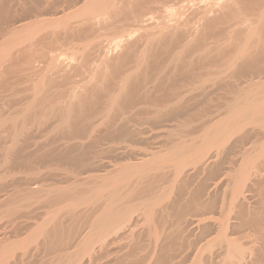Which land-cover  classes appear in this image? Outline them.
Wrapping results in <instances>:
<instances>
[{"label":"bare ground","instance_id":"bare-ground-1","mask_svg":"<svg viewBox=\"0 0 264 264\" xmlns=\"http://www.w3.org/2000/svg\"><path fill=\"white\" fill-rule=\"evenodd\" d=\"M196 51L212 62L190 67ZM214 76L248 85L236 84L221 119L207 109L190 139L164 141L175 121L193 122L178 114ZM254 77H264V0H0V101L11 106L0 113V264L20 263L15 251L25 257L41 240L45 253L60 251L46 264H264V233L245 248L230 232L264 227V137L236 152L264 136V82ZM48 123L61 140L49 136L46 149ZM36 156L68 165L67 180L47 161L57 182L39 163L35 172ZM36 204L43 221L20 239L14 217L31 219Z\"/></svg>","mask_w":264,"mask_h":264},{"label":"rangeland","instance_id":"rangeland-1","mask_svg":"<svg viewBox=\"0 0 264 264\" xmlns=\"http://www.w3.org/2000/svg\"><path fill=\"white\" fill-rule=\"evenodd\" d=\"M217 32V31H216ZM212 34L211 35H213V33H214V31L213 32H211ZM218 33V32H217ZM216 34V33H215ZM219 34H217V36H218ZM216 35H214V37L212 38H210V39H215L216 37H215ZM209 41V40H208ZM197 43H198V45H197ZM201 42L199 41V42H196L195 43V45L193 46V49L194 50H192V51H194L195 52V50L199 47V44H200ZM178 46H180V45H178ZM200 48V47H199ZM198 48V49H199ZM197 52V51H196ZM192 54H195V53H193V52H191ZM190 54V53H189ZM197 54L199 55V59H200V55H202V52L199 54L198 52H197ZM193 55V58H195L196 56H198V55ZM205 54V53H204ZM206 56H209L210 54H205ZM190 56H191V54H190ZM195 56V57H194ZM203 57H201V59L200 60H198V59H196L195 58V60L192 62L193 64H192V66H190V67H192V68H196V69H198V68H200V66L202 65V64H204L205 66L206 65H208V63L210 62H212V58L210 59V60H207V61H205V58H206V56H205V58H204V55H202ZM192 57V56H191ZM191 57H190V59H191ZM216 57V56H215ZM202 58H204V60L202 59ZM197 62V63H196ZM205 62V63H204ZM201 63V64H200ZM209 63V64H210ZM204 65H202V66H204ZM201 66V67H202ZM205 78L206 79H208V76H205ZM255 78H256V80H255ZM200 78H198V80H199ZM197 80V79H196ZM239 80V81H238ZM243 80L244 81H246L247 80V78L246 79H241V78H233V77H220V76H214V77H212L211 78V80H208L205 84H206V88L205 89H203L202 91L201 90H199V89H194L193 91H192V96H191V98L192 99H190L191 101V103L189 104V107H188V110H186L185 112H184V114H186V112H187V115H185L184 116V114L180 111L179 112V114L178 115H180V116H183L184 117V119L185 118H187V116H188V118L187 119H190V122H191V120L193 121V122H191L190 124H189V126H182V124L179 122H174V127H172L171 129L169 128V129H166V127L165 128H161V130L162 129H166V131H164L165 132V134H164V136L162 137V139L164 140V141H166V140H170V142H175L176 140H179V139H185V140H188V139H190L191 138V136H192V132L193 131H195V130H197V128L207 119V117L208 118H213V121L215 120V121H217V120H219V119H221L222 117H223V115H224V112H225V109H226V105H227V103L231 100V99H233L235 96H238V93H239V88L237 87V85L236 84H238L240 87H243V86H247L248 84H246V83H243ZM254 80H255V82L257 81V82H264V77H262V78H258V77H254ZM260 80V81H259ZM11 81H13V79L11 80ZM10 81V83H12ZM237 81V82H236ZM21 82H22V84H23V87H22V84H20L19 86H18V88H17V92L19 93V96H21V93H23L22 94V96L21 97H23L24 95H25V93H26V91H25V87L26 86H24V85H26L27 84V82H25L24 80H21ZM26 83V84H25ZM9 85V87H11V84H8ZM234 85V86H233ZM23 88H24V90H23ZM161 89V88H160ZM160 89H158V90H155L154 91V93H152V95H150L149 96V102H148V104L149 103H151V98L153 97V99L154 98H156V100L154 99V101L151 103V105L149 104L148 105V107L150 108V109H155L154 107H152L153 105L155 106V101L157 102L158 101V98H159V95L160 94H162V93H159V91H160ZM7 90L10 92V88H8L7 87ZM197 90V91H196ZM20 91H21V93H20ZM24 91H25V93H24ZM155 92H156V94H155ZM161 92V91H160ZM195 92V93H194ZM6 93H8V92H6ZM158 94V95H157ZM20 97V98H21ZM204 101V102H203ZM2 102V103H1ZM4 102L5 101H3V100H1L0 101V106H2L1 108H0V113L1 114H4V112L6 111V113L5 114H7L10 110H11V106L9 107L8 106V104H6L5 103V105H4ZM19 102V101H18ZM159 102V101H158ZM13 103V102H12ZM11 103V105H13ZM154 103V104H153ZM2 104V105H1ZM15 105H16V103H14ZM158 104V103H157ZM156 104V106L155 107H157V106H159V105H157ZM191 104H193L191 107H190V105ZM198 104V105H197ZM17 105H18V103H17ZM199 105H200V107H199ZM205 105H206V107H205ZM5 106V107H4ZM6 106H8L9 108H7ZM14 106V105H13ZM4 108H6V110H4ZM158 108V107H157ZM202 109V111H199L200 109ZM4 110V112H3V110ZM196 109V110H195ZM207 109H208V113L206 112V114H207V117H206V114H204L205 113V111H207ZM1 110H2V112H1ZM9 110V111H8ZM181 110H184V109H181ZM191 110V111H190ZM197 110H198V112H197ZM189 112V113H188ZM200 112V113H199ZM210 112V113H209ZM180 113H182V115L180 114ZM191 113V114H190ZM197 113V115H195ZM198 113L199 114H201V115H198ZM193 114V115H192ZM203 114L205 115V117H203ZM144 114H141V117L143 116ZM192 115V116H191ZM209 115V116H208ZM140 116V115H139ZM191 116V117H190ZM196 116L198 117V118H196ZM222 116V117H221ZM190 117V118H189ZM193 117V118H192ZM196 119H195V118ZM199 117H201V118H199ZM144 118H145V115H144ZM192 118V119H191ZM206 118V119H205ZM203 119H205L204 121H202ZM181 120H183V118H181ZM148 121H150V120H148ZM214 121V122H215ZM183 122V121H182ZM49 124V123H48ZM48 124H46V125H43V126H47ZM179 124V127L177 126ZM52 125V123H50L49 125H48V128L46 127V128H43V130L41 129V131H43V132H45V131H47L48 129H52V128H50V127H52L51 126ZM149 123H147V124H145L144 126H147V127H149ZM42 126V127H43ZM38 129L37 127H33L32 128V130L34 129L35 131H33L34 133H36V132H38V131H40L39 129L38 130H36V129ZM41 128V127H40ZM47 129V130H46ZM45 130V131H44ZM170 130H172V132L170 131ZM176 130V133L177 134H173V132ZM177 130H178V132H177ZM50 131L51 130H48V132H49V135H48V133L46 132V134H44L43 132L41 133V135H43V139L46 137L45 135H47V138L48 139H44V140H46V141H44L43 142V140L42 141H39V139L40 138H42V136L41 137H39L38 139H36V140H38L37 142L39 143H41V142H43V144L44 143H46V146L48 145V143H49V140H51L52 142L54 141V143L55 144H58V142H59V140H55V139H60L61 137H57V138H55L54 137V135H53V133L51 132L50 133ZM171 133V134H169V136H167V133ZM50 134H52V135H50ZM193 134H195L194 132H193ZM45 136V137H44ZM49 136L51 137V139H49ZM194 136V135H193ZM252 137H254L253 139L251 138V136L250 137H248L247 139L245 138V139H243L242 140V142H239V145H238V147L236 148V152H237V154H238V152L241 150V153H242V151L244 150L243 149V147L245 148V150L244 151H246V148L249 146V148H251L252 149V145H253V148H254V144L256 145V146H258L259 144H258V142L260 141V139L261 140H263L264 138V136L263 135H257V136H254V135H252ZM255 137H257V139L255 138ZM260 137V138H259ZM263 138V139H262ZM249 139V140H248ZM259 139V140H258ZM36 140H35V142H36ZM41 140V139H40ZM61 140V139H60ZM252 140V141H251ZM257 140H258V142H257ZM47 141H48V143H47ZM51 141H50V143H51ZM256 142V143H254V144H252V142ZM4 141H2V140H0V146L2 145V143H3ZM36 142V143H37ZM106 143L103 145L104 147L105 146H107V145H109L108 143H107V141H105ZM129 142L130 141H128V144H129ZM245 142H247V143H245ZM49 143V146L51 147V146H53V145H55L54 143H51L50 144ZM126 143V142H125ZM245 143V144H244ZM34 146H35V144L34 143H32ZM124 144V143H123ZM122 144V145H123ZM127 144V143H126ZM126 144H124V145H126ZM128 144H127V146H128ZM132 146L131 147H133V144L132 143H130ZM138 144V143H137ZM241 144V145H240ZM243 145V146H242ZM247 145V147H245ZM49 146H47L46 147V149H48V147ZM135 146V148L137 149V147H139V146H141L142 147V145L141 144H139V145H137V147H136V144L134 145ZM145 146V145H144ZM240 146V147H239ZM251 146V147H250ZM49 147V148H50ZM242 147V148H241ZM238 148H240L239 150H237ZM138 149H141V148H138ZM247 150H248V148H247ZM250 150V149H249ZM45 151V150H44ZM236 154V155H237ZM239 154H240V152H239ZM241 155V154H240ZM240 155H238V156H240ZM104 156H106L105 158L107 159V157H109L110 155L109 154H105ZM37 157V156H36ZM36 157L34 158V159H32V161H33V165H34V168H35V164H37V163H39V164H37V166L38 167H40L41 168V166L43 167V168H41V170L43 169V174L44 175H46L47 173H49L51 170H53L52 172L54 173V175L55 176H57L58 177V175L59 174H61V178H60V176H59V179H65V180H67V178L66 177H68V175H67V169L66 168H68L69 166L68 165H64V167H66V168H64L63 167V165L62 164H64V163H62V164H57L56 162H49L48 160L50 159V157H49V159H48V156L47 157H45L44 159H45V162H44V159L42 158V157H37V159H36ZM41 159H43V160H41ZM47 159V160H46ZM52 160V159H51ZM68 160V159H67ZM36 161H38V162H36ZM40 161V162H39ZM43 161V163H44V165L46 166H44V165H42L41 164V162ZM48 162V164H50L51 163V165H52V167H50L51 165H48L49 166V168L51 169H49L48 168V166L46 165V163ZM66 161V160H65ZM64 161V162H65ZM69 161V160H68ZM68 161H66V162H68ZM58 165V166H60V167H56L55 165L56 164ZM37 166H36V168H37ZM55 166V167H54ZM68 166V167H67ZM33 167V166H32ZM34 169L35 170V172H37V169H40V168H37V169ZM53 168H57V171H56V169H53ZM61 168V169H60ZM63 168V169H62ZM70 168V167H69ZM3 169V168H2ZM47 169V170H46ZM48 169H49V172H48ZM61 170V171H59V170ZM66 169V171H64ZM33 170V171H34ZM41 170H38V171H40L41 172ZM63 170V171H62ZM33 171H31V172H33ZM55 171L57 172V173H55ZM52 172H50L49 174H48V177L46 176V180H50V178H52L51 180H50V183L52 182L53 184H54V182H57V181H55L54 180V178H56L54 175H53V173ZM60 172V173H59ZM62 172V173H61ZM46 173V174H45ZM59 173V174H58ZM57 174V175H56ZM16 176H18V174L16 175ZM50 176V177H49ZM52 176V177H51ZM66 176V177H65ZM48 180V181H49ZM48 181H46V184H50V183H48ZM166 181V180H165ZM164 181V182H165ZM163 184V185H162ZM164 184H167V182L166 183H161L160 185H162V187H159L160 185H157V187H159L160 189L161 188H163V186L165 187V185ZM52 185V184H51ZM67 184L66 183H64V186H66ZM168 185V184H167ZM11 186H13V185H11L10 184V187H8V186H6L7 188H8V190H10L11 189ZM167 187V186H166ZM7 188H5V189H7ZM10 188V189H9ZM14 186H13V189L12 190H14ZM158 188V189H159ZM5 192V191H4ZM4 192H2V193H4ZM257 198H259V196L257 197ZM251 202V201H250ZM254 202H255V200H254ZM43 207H42V206ZM38 204V207H37V204L36 205H34L35 207H34V216H32V218L29 220V219H27L26 217H22V212L20 213V214H18V216L16 215L15 217H14V221L16 220V219H18L17 220V222L21 225V223L23 224L22 225V227L21 226H19L18 225V223L16 222V223H14V224H16V225H18L19 226V228H21L19 231H20V239H22L21 237H23V239L25 238V239H27L26 238V236L28 237L30 234H31V232H32V230L33 229H35V227L38 225V224H40L42 221H43V217L42 216H40V215H42L43 213H44V211H45V209H47L45 206H44V204ZM83 206V205H82ZM87 206V207H86ZM264 206V205H263ZM7 207V206H6ZM37 207V208H36ZM89 207V205H84V207L82 208V207H78L79 209H81V210H84V211H88V210H85V208L87 209ZM4 206H0V211H4ZM31 208H33V206L31 207ZM264 208V207H263ZM44 209V210H43ZM38 210V212H36ZM43 210V211H42ZM1 212V213H2ZM43 212V213H42ZM37 213V214H36ZM39 213V214H38ZM41 213V214H40ZM264 214V213H263ZM19 216H21V217H19ZM264 216V215H263ZM18 217V218H17ZM31 217V216H30ZM35 217V218H34ZM37 217V218H36ZM261 217H262V214H261ZM2 222H1V224H3L4 222H6L5 221V219L7 220V218L4 216H2ZM5 218V219H4ZM20 218V219H19ZM22 218V219H21ZM25 219V220H24ZM4 220V221H3ZM35 220V221H34ZM26 221L29 223V225H28V223L26 224ZM35 222L34 224L36 225H34L33 226V223H31L30 224V222ZM36 222H38V224H36ZM24 223H25V225H26V227H25V225H24ZM247 223H245V224H243L242 226H244L245 227V225H246ZM6 225V224H5ZM5 225L3 224V226L5 227ZM28 225V226H27ZM255 225V226H254ZM2 226V227H3ZM24 226V227H23ZM33 226V229L31 228V227ZM141 226L142 227H144L142 224H141ZM258 227H256V224L255 223H252L251 225H250V227H249V224H248V226H246V228H244V227H238V229H236L235 231L234 230H230V232L231 231H233L234 233H236V234H232V237H234L235 239H237V240H239L241 243H242V245L243 246H245V248H250V247H252V246H255V245H257V244H259L260 243V237H262L261 235L264 233V227L262 228L261 227V225H260V227H259V225H257ZM28 227H30V228H28ZM25 228V229H27L26 231H25V229L23 230V229ZM240 228V229H239ZM248 228V229H247ZM31 229V230H30ZM2 229H0V231H1ZM23 230V231H22ZM3 231V230H2ZM29 233H28V232ZM34 231V230H33ZM263 231V232H262ZM228 232H229V230H228ZM27 233V234H26ZM211 233V232H210ZM209 232H207L206 233V235L208 236V234H210ZM232 233V232H231ZM262 233V234H261ZM25 234V235H24ZM22 235H24V236H22ZM218 235H217V233H211V235L209 236V238L208 239H210V240H213L214 238H216ZM193 238V237H192ZM24 239V240H25ZM39 239H42V238H38L37 239V242H38V240ZM238 241V242H239ZM36 241H34V243H35ZM39 242H41L42 244H43V241L41 240V241H39ZM239 242V243H240ZM41 243H39L38 245L40 246H38V245H35V246H38V248H37V250L38 251H36L35 250V248H32V244L33 243H31V245H30V247L32 248L31 249V251H30V247H29V255L27 254V255H25V257H24V251H15V256H14V258H16L15 260L17 261H21V260H19V259H22V256H23V261H24V263L26 262V264L27 263H29V264H31V263H33V264H46L47 263V261L48 260H50L51 259V261L53 260V261H56L57 262V258H60V257H55L54 259H53V257H54V255H56V253H57V255L56 256H59L60 254V251H58V252H54V255L52 256V254L53 253H51V251L49 252V254H48V252H46L45 253V249L43 250L42 248V244ZM41 244V245H40ZM33 246H34V244H33ZM186 248H185V252H187L188 250H189V247H187V246H185ZM39 248H41V249H39ZM193 248V247H192ZM191 248V249H192ZM18 250H20L21 249V247H20V249L19 248H17ZM128 249L129 248H125L124 249V251L125 252H127L128 251ZM215 250H218L219 251V248H218V246L217 247H215L214 248ZM21 250H23V249H21ZM34 250V251H33ZM72 251H73V248L71 249ZM70 250V251H71ZM74 250H75V248H74ZM123 251V252H124ZM149 251H150V248H149V240H148V238L147 237H144L143 238V241H142V249L138 252V255H137V258H146V256L148 255V253H149ZM218 251H216V252H218ZM33 252V253H32ZM38 252V253H37ZM62 252V251H61ZM20 254V253H23V254H21L20 256H18V257H20V258H18V257H16V254ZM31 253V254H30ZM35 253V254H34ZM34 254V255H33ZM48 254V255H47ZM50 254H51V257H50ZM31 257V258H30ZM14 258H12L13 260H12V262L14 261ZM24 258L26 259V260H24ZM27 258L29 259V261L31 262H29L28 260H27ZM48 258V259H47ZM47 261H46V260ZM217 261H219L220 260V258H218V259H216ZM23 261H21V262H23ZM19 263V262H17L16 264H23V263ZM144 262H146V263H144V264H150L151 263V259H149V260H146V261H144ZM138 262L136 261V263H132V264H137ZM143 263V262H142ZM221 264H223V263H221Z\"/></svg>","mask_w":264,"mask_h":264}]
</instances>
